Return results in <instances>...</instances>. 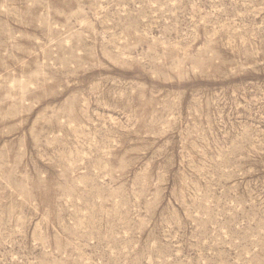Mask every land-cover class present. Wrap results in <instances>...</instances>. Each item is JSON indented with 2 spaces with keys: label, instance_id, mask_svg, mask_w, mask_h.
<instances>
[{
  "label": "rangeland",
  "instance_id": "374dc122",
  "mask_svg": "<svg viewBox=\"0 0 264 264\" xmlns=\"http://www.w3.org/2000/svg\"><path fill=\"white\" fill-rule=\"evenodd\" d=\"M0 264H264V0H0Z\"/></svg>",
  "mask_w": 264,
  "mask_h": 264
}]
</instances>
